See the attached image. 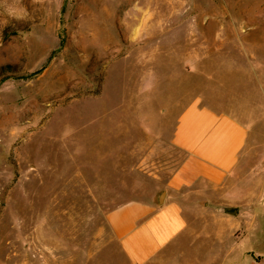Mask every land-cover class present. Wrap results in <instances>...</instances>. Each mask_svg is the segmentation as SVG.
I'll list each match as a JSON object with an SVG mask.
<instances>
[{
  "label": "rangeland",
  "instance_id": "obj_1",
  "mask_svg": "<svg viewBox=\"0 0 264 264\" xmlns=\"http://www.w3.org/2000/svg\"><path fill=\"white\" fill-rule=\"evenodd\" d=\"M239 60L264 84V0H0V264H131L106 213L165 184L181 109ZM188 219L148 264H231L228 217Z\"/></svg>",
  "mask_w": 264,
  "mask_h": 264
},
{
  "label": "crops",
  "instance_id": "obj_2",
  "mask_svg": "<svg viewBox=\"0 0 264 264\" xmlns=\"http://www.w3.org/2000/svg\"><path fill=\"white\" fill-rule=\"evenodd\" d=\"M240 62L228 66L233 77L217 78L214 92L194 94L181 109L170 145L182 159L165 184L106 213L109 231L131 264L156 258L185 233L188 213L202 206H216L228 217L231 264H264V145L261 155L254 151V126L264 120L255 113L264 112V84L259 77L248 84L249 67ZM227 85L252 91L236 95ZM234 111L252 113L243 118ZM229 206L235 215L222 211Z\"/></svg>",
  "mask_w": 264,
  "mask_h": 264
},
{
  "label": "water",
  "instance_id": "obj_3",
  "mask_svg": "<svg viewBox=\"0 0 264 264\" xmlns=\"http://www.w3.org/2000/svg\"><path fill=\"white\" fill-rule=\"evenodd\" d=\"M164 194H165V192L162 191V192L160 193V195H159V202H160V203L163 202ZM222 211H223L224 213L228 214V215H235L236 212H237V210H236L235 207H230V206H229V207H224V208H222Z\"/></svg>",
  "mask_w": 264,
  "mask_h": 264
}]
</instances>
